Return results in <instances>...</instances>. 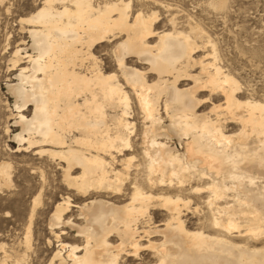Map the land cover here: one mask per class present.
I'll use <instances>...</instances> for the list:
<instances>
[{
    "label": "bare ground",
    "instance_id": "1",
    "mask_svg": "<svg viewBox=\"0 0 264 264\" xmlns=\"http://www.w3.org/2000/svg\"><path fill=\"white\" fill-rule=\"evenodd\" d=\"M226 2L213 0L220 8ZM130 12L131 0H43L22 18L32 53L18 47L10 60L19 71L8 87L21 128L13 140L18 152L62 162L69 189L88 198L57 203L52 233L61 243L67 227L82 243H61L50 264H131L146 250L155 258L147 264H264V102L237 97L239 81L219 65L199 24L180 31L174 17L171 29L158 31L157 11ZM117 33L124 35L114 49L119 73L106 72L94 51ZM199 39L212 51L197 58L206 47ZM131 58L148 67L129 65ZM130 91L142 113L139 142ZM213 94L224 102L201 112ZM227 122L238 129L227 133ZM10 168L0 161L1 186L11 183ZM194 198L208 209L209 230L186 226ZM71 207L77 220L67 216ZM159 209L166 218L153 226ZM26 235L28 248L31 223ZM11 257L5 252L0 264Z\"/></svg>",
    "mask_w": 264,
    "mask_h": 264
},
{
    "label": "rangeland",
    "instance_id": "2",
    "mask_svg": "<svg viewBox=\"0 0 264 264\" xmlns=\"http://www.w3.org/2000/svg\"><path fill=\"white\" fill-rule=\"evenodd\" d=\"M94 1L102 3L110 0ZM42 3L43 0H0V161H7L11 165V183L0 185V259H3L5 252L11 255L7 264H13V257L22 254L25 255L23 264H50L56 251L61 248V243L80 245L82 241L76 237V232L67 227H64L66 234L62 236L60 243L50 229V217L57 203L64 198L70 197L72 204L88 200L75 190L69 189L64 181L62 162L35 151L18 152L19 144L13 140L21 128L15 125L18 112L13 106L14 96L8 87L9 84L17 82L15 77L19 71H12L10 60L18 47H28L31 42L27 32L29 25L22 18L29 17ZM138 11H157L159 19L155 27L158 31L171 29L170 20L174 17L175 25L180 31L190 32V25L199 24L217 48L219 65L239 81L237 97L264 102V0H227L223 8L216 7L213 0H131V16ZM114 37L115 40L96 47L94 53L104 71L119 73L114 49L124 35L117 33ZM150 40L154 43L157 39ZM205 41L206 39L198 40L201 45ZM207 44L196 52L195 57H204L212 51V44ZM27 51L32 53L29 47ZM87 62L88 65L91 63L90 60ZM128 63L141 69L148 67L138 63L135 58L128 59ZM21 65H27L26 59H23ZM200 71L199 66L191 68L192 73ZM153 79L155 75L148 76L149 81ZM181 84L186 86L192 82L187 80ZM130 94L137 134L134 139L139 142L142 113L135 95L131 91ZM199 94L201 98L210 96L207 92ZM210 101L200 108L201 112H208L213 103H223L224 97L213 94ZM31 113L32 107L28 115ZM164 117L168 121L165 115ZM226 126L227 133L238 129V125L234 123L227 122ZM41 192L40 202L34 209V200ZM195 206H199V211H195ZM70 209L67 216L72 215L77 220L78 209ZM207 210L202 200L194 198L191 208L184 210L186 226L190 230L200 227L209 230ZM152 217V225H159L164 222L166 213L160 209L153 210ZM30 223L31 240L28 249L25 239ZM157 238L160 237L155 239ZM153 261L155 258L149 250L142 251L137 259L129 258L131 264H147ZM57 263L59 264L58 260L55 264Z\"/></svg>",
    "mask_w": 264,
    "mask_h": 264
}]
</instances>
